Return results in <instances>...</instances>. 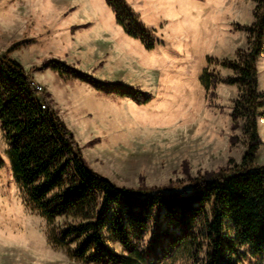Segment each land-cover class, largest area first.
<instances>
[{
  "label": "rangeland",
  "instance_id": "1",
  "mask_svg": "<svg viewBox=\"0 0 264 264\" xmlns=\"http://www.w3.org/2000/svg\"><path fill=\"white\" fill-rule=\"evenodd\" d=\"M126 2L159 39L153 49L125 33L105 0H0V58L23 66L43 88L37 99L44 96L47 111L71 130L88 167L117 186L187 193L190 177L241 170L247 138L243 120L232 129L239 91L224 82L232 71L223 61L247 48L244 27L254 21L255 0ZM53 60L137 89L150 100L97 90L53 69ZM256 69L264 92V54ZM206 72L220 79L209 89L202 82ZM259 112L261 145L252 169L264 167V107ZM0 159V264H95L72 254L75 243L59 241L63 218L48 220L32 202L13 172L1 126ZM164 214L152 211L146 240L158 226L166 227ZM108 246L123 253L119 244ZM239 251L240 264H264L247 245ZM160 264L194 261L182 246Z\"/></svg>",
  "mask_w": 264,
  "mask_h": 264
},
{
  "label": "trees",
  "instance_id": "2",
  "mask_svg": "<svg viewBox=\"0 0 264 264\" xmlns=\"http://www.w3.org/2000/svg\"><path fill=\"white\" fill-rule=\"evenodd\" d=\"M105 1L126 34L147 49L159 43L126 0ZM255 2L254 21L244 27L247 48L238 49L234 60L223 61L232 71L224 82L239 91L231 117L232 129L244 121L247 149L242 169L225 167L190 177L187 193L120 187L90 169L67 125L41 108L23 66L0 58V126L13 172L48 220L63 218L58 238L75 243L74 256L95 264H160L187 246L194 264H240L239 248L247 245L252 254L264 257V167L251 168L261 145L257 117L263 116L259 109L264 107L256 69L257 58L264 54V0ZM51 66L107 94L150 100L137 89L95 79L60 61H51ZM202 82L209 89L220 79L206 72ZM153 210H163L167 224L146 240ZM108 243L119 244L123 253Z\"/></svg>",
  "mask_w": 264,
  "mask_h": 264
},
{
  "label": "built area",
  "instance_id": "3",
  "mask_svg": "<svg viewBox=\"0 0 264 264\" xmlns=\"http://www.w3.org/2000/svg\"><path fill=\"white\" fill-rule=\"evenodd\" d=\"M32 87L34 88L36 92H38V94L42 93L43 88L37 83L32 82ZM39 101H40V106L43 110H47L49 108L47 99L44 96L43 98H40Z\"/></svg>",
  "mask_w": 264,
  "mask_h": 264
}]
</instances>
